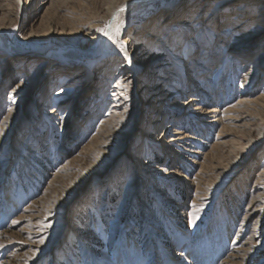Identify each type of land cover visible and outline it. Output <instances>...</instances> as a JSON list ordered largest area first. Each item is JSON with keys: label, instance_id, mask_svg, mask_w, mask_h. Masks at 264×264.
Masks as SVG:
<instances>
[{"label": "rangeland", "instance_id": "374dc122", "mask_svg": "<svg viewBox=\"0 0 264 264\" xmlns=\"http://www.w3.org/2000/svg\"><path fill=\"white\" fill-rule=\"evenodd\" d=\"M127 1L0 0V39L18 52L0 68V264H264V108L221 120L245 92L263 94L264 67L240 87L264 37L238 60L219 32L253 28L260 3L118 11ZM180 18L188 31L170 27ZM70 75L66 100L54 95ZM116 91L129 100L120 114L107 111ZM152 95L163 102L151 112Z\"/></svg>", "mask_w": 264, "mask_h": 264}, {"label": "bare ground", "instance_id": "6f19581e", "mask_svg": "<svg viewBox=\"0 0 264 264\" xmlns=\"http://www.w3.org/2000/svg\"><path fill=\"white\" fill-rule=\"evenodd\" d=\"M137 1H142V0L127 1L125 4L121 5L118 8L125 7V6H127L129 4L135 3ZM205 1H209V0H205ZM252 2L260 3V4H257L256 6L259 7L260 12H261V14H259V19L253 21V28H251L250 30L241 28V30H238V32H237V29H239V26H238V28L229 26V27H225V28L219 29L220 30L219 32L222 33L223 35L224 34L228 35V34L232 33L233 40H231L230 43H227L226 45H223V47L225 46L224 49H226V51H228V53H229V55L231 57H234L235 59H238V60H244L246 57H248L247 53L251 50V47L254 44V40L262 39L264 37V2H262V0L261 1L252 0ZM244 5L246 6V8L250 9V7H249L250 5L248 3H246V2H244L242 6L237 8V11H242L243 12ZM238 14H240V13H238ZM117 15H118V11L117 12L114 11L113 13L110 12L111 25H110V28H109L107 34H106V36L108 38H112V36H114V33H115L114 21L116 20ZM191 23H192V21L189 22V20H187V19H181L180 18V19L175 20L174 24L171 25L170 27H176V26L180 27L181 26L182 28L185 29V31H188V30H186V28ZM243 26H245V24ZM97 27H98V25H92L89 28V30L92 31L93 29H95ZM88 34H90V32ZM87 39L90 40L89 37H87ZM189 41L190 40H188V39H186V41H185V50H186L187 54H190L193 51L192 44ZM123 42H127V39L124 38ZM142 47H143L142 45L135 44L132 49H134L135 51H138ZM100 49H101V47L97 48L96 50H94V52L92 54L96 53ZM48 51H50L52 53L53 48H48L47 47V48H44V49L37 50V51H35L32 54L31 57H34V58L44 57L45 55H47ZM43 52H45V54ZM17 53L18 52L16 50L10 49L7 46V44H6V41L1 38L0 39V68L7 61L8 57H11V55H16L17 56L18 55ZM260 54H261V52H260ZM69 56H73V55L70 54ZM225 56H228V55H225ZM124 60H125V62L130 63V56H129V52L128 51H124ZM259 60L261 61L259 63V65L256 62L255 63L253 62V64L251 65V68L248 70V72H246V74H244V77H243V80H242V84L243 83L244 84L240 88H243L246 85V83H248L249 79L247 78V76H255V74L259 73L258 70L260 68L264 67V60H263L262 56L259 58ZM225 61H226V59L223 60V62L221 63L222 65L218 69L219 70V74H222V72L225 69V66H224ZM261 65H263V66H261ZM194 67H196V69H199V66H197L196 63L194 64ZM262 72H264V70ZM194 74L195 73L193 71H191L188 76H185V77H187L186 78L187 79L186 82L190 83L194 79L192 83L196 85L197 84V82L195 81L196 80V75H194ZM78 78H80V77H77V76H74V75L66 76L65 77L66 83L63 86H60V87L56 88L54 90L53 94L56 95L58 93L59 94L61 93L60 97L66 96V94H68L70 92V89H72L74 80L76 81V79H78ZM189 78H191L192 80L189 79ZM19 83H23V82H19ZM69 83H71V84H69ZM24 86H25L24 83L20 84L18 89H22ZM114 87L119 89L118 86H114ZM18 89H16L15 91L13 90L14 91L13 93L14 94L16 92L19 93L20 90H18ZM147 89H149V91H150V87L147 88ZM245 91H247V90H245ZM245 94L249 95L250 92H245ZM113 95H114V98H115V100H114L115 104L113 103V105L107 111H110V110L114 109L113 112H116L117 114H120V110L121 109L125 110V109L129 108L128 106H126V104L128 103L129 100H128V96H127V94H125V92L116 91L115 94L112 92L111 96H113ZM244 95L240 96L238 98V101L235 104V106L239 105L238 107H235V108H232V109L228 110L222 116L221 120L223 122H226V125H229L230 123L236 124L238 122H241L242 121L241 115L237 114V113H239L240 110H242V109H244L246 107H251L255 111H256V109H258V107L264 108V92H263V94H261L260 96H258L255 99L254 98L250 99L248 96H244ZM65 98H67V97H63V99H65ZM160 98H162V97H159L157 95H152L151 97L149 96V98L145 100V103L143 104V106L146 107V109L148 111L152 112L153 110H156L157 106L160 105L163 102ZM107 113H109V112H107ZM170 140L173 141V139H170ZM142 163H145V162H142ZM263 175H264V168L259 172V174L257 176L258 178H257V181H256L255 184H257L260 180H262ZM131 181L132 182L130 184H128V187H132L134 185V180H131ZM261 189H263V188H261Z\"/></svg>", "mask_w": 264, "mask_h": 264}, {"label": "snow or ice", "instance_id": "6c2138e0", "mask_svg": "<svg viewBox=\"0 0 264 264\" xmlns=\"http://www.w3.org/2000/svg\"><path fill=\"white\" fill-rule=\"evenodd\" d=\"M123 7L119 8L118 11H123ZM97 31H100V32H104V29H97ZM119 31V29H117V32ZM104 34H107L106 32ZM121 47H123V45H121ZM41 243H43V241L41 240Z\"/></svg>", "mask_w": 264, "mask_h": 264}]
</instances>
